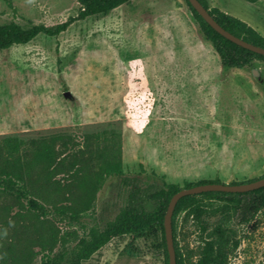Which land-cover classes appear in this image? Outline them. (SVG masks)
Returning <instances> with one entry per match:
<instances>
[{
    "label": "rangeland",
    "instance_id": "rangeland-1",
    "mask_svg": "<svg viewBox=\"0 0 264 264\" xmlns=\"http://www.w3.org/2000/svg\"><path fill=\"white\" fill-rule=\"evenodd\" d=\"M10 1L0 0V23L54 24L78 8V0ZM208 1L264 35L263 0ZM111 126L121 131L123 175L107 176L93 203L78 205L77 222L49 213L36 227L18 203L0 207V264H39L43 250L72 246L113 219L133 187L152 211L159 201L145 193L163 181L264 176V61L222 68L185 0H130L58 35L0 49V136L80 139ZM27 231L46 242L25 240ZM172 237L186 260L196 258L199 233L183 213ZM237 237L226 264H264V210L238 224ZM82 264H164L161 230L114 237Z\"/></svg>",
    "mask_w": 264,
    "mask_h": 264
},
{
    "label": "trees",
    "instance_id": "trees-1",
    "mask_svg": "<svg viewBox=\"0 0 264 264\" xmlns=\"http://www.w3.org/2000/svg\"><path fill=\"white\" fill-rule=\"evenodd\" d=\"M6 1L11 6V1ZM128 1L130 0H78L76 14L54 24L33 23L23 26L15 20L0 23V49L26 43L38 34L58 35L77 20L106 14ZM185 1L200 34L218 54L222 68H242L252 64L254 60L264 61V55L244 48L217 32L188 0ZM199 1L225 29L264 47V35L256 28L217 6H209L208 0ZM123 173L121 131L113 126L85 132L80 139L65 132L30 138L14 134L0 136V207L7 210L11 203H18L25 208V214H29L37 222L34 223L36 227L43 225L44 218L49 213L68 215L72 221L77 222L82 213L77 209L78 205L83 203L87 208L93 203L95 192L107 176L120 177ZM56 175H62L65 181L56 178ZM250 180L253 179L245 181ZM206 182L222 181L216 177L185 181L183 186L163 181L162 185L145 193L148 198L159 201L152 211L145 210L138 199L141 190L133 187L113 219L108 220L101 228L97 225L90 226L72 246H62L56 252H52L51 248L43 250L39 264H82L110 239L141 233L153 227L161 230L164 264H168L163 227L168 201L181 187ZM260 210H264V185L248 191L210 190L183 195L173 209L172 233L175 237L178 216L183 213L199 233L198 249L194 260H186L180 248L174 244L176 264H226L228 255L240 243L237 225L248 223ZM25 233L27 241L39 244L46 242L41 236L32 237L28 231ZM53 237L51 234L50 239L54 243ZM11 245L7 249L12 251L13 244ZM6 256L7 253L0 250V260H4Z\"/></svg>",
    "mask_w": 264,
    "mask_h": 264
},
{
    "label": "water",
    "instance_id": "water-1",
    "mask_svg": "<svg viewBox=\"0 0 264 264\" xmlns=\"http://www.w3.org/2000/svg\"><path fill=\"white\" fill-rule=\"evenodd\" d=\"M195 10L207 21L217 32L231 40L232 42L252 50L254 52L264 55V47L249 42L225 29L221 26L214 17L209 13L208 9L199 0H188ZM264 185V176L244 182L226 183V182H206L199 183L190 187H181L175 191L167 204L166 211L163 218L164 235L166 241V248L168 252V264H176L175 248L172 237V213L173 209L180 197L187 194L198 193L202 191H225V192H239L248 191Z\"/></svg>",
    "mask_w": 264,
    "mask_h": 264
},
{
    "label": "clouds",
    "instance_id": "clouds-1",
    "mask_svg": "<svg viewBox=\"0 0 264 264\" xmlns=\"http://www.w3.org/2000/svg\"><path fill=\"white\" fill-rule=\"evenodd\" d=\"M6 234H7V230L4 231V235H6Z\"/></svg>",
    "mask_w": 264,
    "mask_h": 264
},
{
    "label": "crops",
    "instance_id": "crops-1",
    "mask_svg": "<svg viewBox=\"0 0 264 264\" xmlns=\"http://www.w3.org/2000/svg\"><path fill=\"white\" fill-rule=\"evenodd\" d=\"M209 2V1H208ZM257 2V1H256ZM252 3H255V2H252ZM258 30V29H257ZM259 31V30H258ZM260 32V31H259ZM261 33V32H260ZM262 34V33H261Z\"/></svg>",
    "mask_w": 264,
    "mask_h": 264
}]
</instances>
